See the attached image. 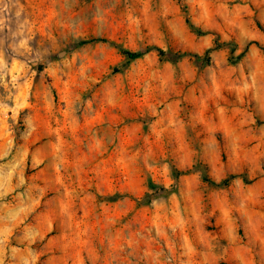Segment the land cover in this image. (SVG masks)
<instances>
[{"label": "rangeland", "instance_id": "1", "mask_svg": "<svg viewBox=\"0 0 264 264\" xmlns=\"http://www.w3.org/2000/svg\"><path fill=\"white\" fill-rule=\"evenodd\" d=\"M0 264H264V0H0Z\"/></svg>", "mask_w": 264, "mask_h": 264}, {"label": "trees", "instance_id": "2", "mask_svg": "<svg viewBox=\"0 0 264 264\" xmlns=\"http://www.w3.org/2000/svg\"><path fill=\"white\" fill-rule=\"evenodd\" d=\"M186 21H187L188 25L190 26V28L193 31H195L197 34L204 35V34H207L208 32H210L208 30H203V29L199 28L189 18H187ZM95 40H104V41H106V39H102V38H98V39H95ZM87 42H89V40H83L80 43L81 44H85ZM225 44H228V43H218V44H216L215 47L207 49L203 55L195 53V52L184 51V52L175 53V54L172 55V57L175 58V59H179V58H182L184 56H193V57H196L198 59L202 58V59H204L206 61H209L210 57H211V52L213 50H215V49H218V48L222 47ZM120 50L127 57L128 61H133V60H136L138 58H141L145 54H147L148 52H151V51H156L161 56L166 55V51L163 48H161V47H159L157 45L148 46L145 49L136 50V51L130 50L128 48H123V47H120ZM241 55L242 54H239V56H237V58L234 60V62L238 61V59H240ZM235 177H236V175H231V176H228V177L220 180L219 182H217L215 180H210L209 178H206V179H208L209 181H211L213 184H215L217 186H227L232 181V179L235 178Z\"/></svg>", "mask_w": 264, "mask_h": 264}]
</instances>
